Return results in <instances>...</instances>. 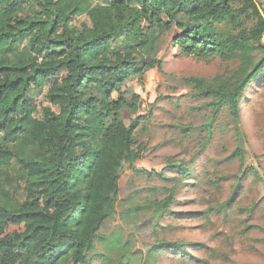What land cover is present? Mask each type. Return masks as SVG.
Instances as JSON below:
<instances>
[{
  "label": "trees",
  "instance_id": "trees-1",
  "mask_svg": "<svg viewBox=\"0 0 264 264\" xmlns=\"http://www.w3.org/2000/svg\"><path fill=\"white\" fill-rule=\"evenodd\" d=\"M104 1L0 0V264H92L102 257L88 255L115 212L123 172L139 159L133 147L143 118L126 123V112L137 114L126 87L162 70L168 33L179 32L172 43L189 55L239 60L231 78L196 82L198 96L234 118L264 70L258 0ZM83 16L90 27L73 25ZM59 77L38 121L34 86ZM176 190L150 204L157 221ZM9 226L23 230L6 234ZM113 262L109 255L106 263Z\"/></svg>",
  "mask_w": 264,
  "mask_h": 264
},
{
  "label": "rangeland",
  "instance_id": "rangeland-1",
  "mask_svg": "<svg viewBox=\"0 0 264 264\" xmlns=\"http://www.w3.org/2000/svg\"><path fill=\"white\" fill-rule=\"evenodd\" d=\"M73 25L90 22L83 16ZM178 34L171 31L165 39L162 70L127 84L137 114L126 112V123L143 118L133 147L139 159L121 176L115 212L88 255L102 257L92 264H112L106 263L109 255L113 264H264V70L246 88L239 118L227 108L216 111L212 100L198 96L196 82L229 79L240 62L189 55L172 43ZM59 82L34 86L30 105L38 121L51 106L48 91ZM173 186L174 202L157 221L150 204L169 197ZM137 206L142 210L128 216ZM22 230L9 226L6 234Z\"/></svg>",
  "mask_w": 264,
  "mask_h": 264
}]
</instances>
